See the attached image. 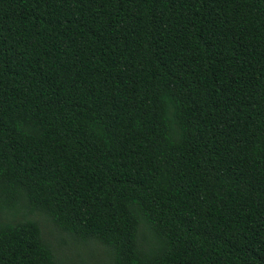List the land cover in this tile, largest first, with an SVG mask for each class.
Masks as SVG:
<instances>
[{"label":"trees","instance_id":"1","mask_svg":"<svg viewBox=\"0 0 264 264\" xmlns=\"http://www.w3.org/2000/svg\"><path fill=\"white\" fill-rule=\"evenodd\" d=\"M39 217L109 264H264V0H0V264H65Z\"/></svg>","mask_w":264,"mask_h":264},{"label":"rangeland","instance_id":"2","mask_svg":"<svg viewBox=\"0 0 264 264\" xmlns=\"http://www.w3.org/2000/svg\"><path fill=\"white\" fill-rule=\"evenodd\" d=\"M39 219L44 224L46 236L52 242L61 245L59 252L65 264H109L107 253L102 246L94 243L79 244L68 235L58 232L45 218Z\"/></svg>","mask_w":264,"mask_h":264}]
</instances>
